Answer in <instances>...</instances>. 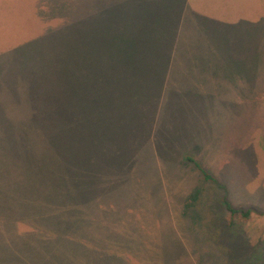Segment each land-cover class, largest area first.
<instances>
[{
	"label": "rangeland",
	"instance_id": "rangeland-1",
	"mask_svg": "<svg viewBox=\"0 0 264 264\" xmlns=\"http://www.w3.org/2000/svg\"><path fill=\"white\" fill-rule=\"evenodd\" d=\"M151 3L0 0V264L225 262L200 227L225 223L218 179L210 187L184 157L220 178L240 155L250 167L256 145L264 154V17L210 21L226 46L255 52L252 70L237 73L244 84L224 91L212 73L160 66L184 60V6L169 54L148 56ZM225 190L252 213L233 218L239 236L219 244L263 251V197ZM192 195L213 199L195 220Z\"/></svg>",
	"mask_w": 264,
	"mask_h": 264
},
{
	"label": "crops",
	"instance_id": "crops-1",
	"mask_svg": "<svg viewBox=\"0 0 264 264\" xmlns=\"http://www.w3.org/2000/svg\"><path fill=\"white\" fill-rule=\"evenodd\" d=\"M148 1H152V3L142 6L144 14L143 16L141 15V17H144L141 22V29L149 21L154 23L155 37L153 38L154 41L151 40L148 44V56L150 55V50L153 49H159V52L155 54L157 56L169 54L165 53V51L170 48L178 32L179 16H177V9L184 6L188 11L184 19L182 34L179 37L183 41L181 44V49L183 50H179L184 57L183 62L177 61L170 56L168 59H163L160 66H172L174 70H182L184 68V70L188 69L189 73L196 71L212 73V80L210 81L224 91L233 87V80L234 82L240 80L237 73L248 71V69L252 70L251 62L255 52L253 50L252 53L248 52L246 47L239 46L233 49L230 46H226V42H230L229 38L224 35L225 33H211L209 31L210 21L234 24L248 20L256 23L264 17V0H241V3H237L234 0L235 2L232 5L228 3V0ZM143 36V39H150L145 37V33ZM156 41L161 43L155 45ZM186 60L188 63H184ZM232 73L234 74L232 75ZM239 82H241L240 86L244 84L242 81ZM209 86H213V84L211 83ZM240 86H237V88ZM251 87L241 88H248L249 90L246 93H249ZM233 93L232 96L236 97L237 92ZM238 93L241 96L245 95L242 90H239ZM255 147V155H253V159L249 164L250 167L243 163V157L240 155L231 164L227 163V167L225 163L222 165L223 177L217 178L215 174L208 172L214 180L218 179L219 186L213 188L211 186L213 183L207 184L214 191H222L221 195L225 196L228 203L225 190L226 184L230 188V192L227 191V195H237L240 199L241 195H261L262 199H264V154L259 151V145ZM226 169L230 172L228 178L233 176L232 180H226ZM248 171H250L249 174L247 173ZM230 206L234 208L232 204ZM249 208L254 209V206Z\"/></svg>",
	"mask_w": 264,
	"mask_h": 264
},
{
	"label": "trees",
	"instance_id": "trees-1",
	"mask_svg": "<svg viewBox=\"0 0 264 264\" xmlns=\"http://www.w3.org/2000/svg\"><path fill=\"white\" fill-rule=\"evenodd\" d=\"M261 146L264 151V133L261 135ZM184 161L191 164L192 167L198 172L201 180L204 183H214L215 180L211 177L210 174H208L205 170H203L200 165L193 160L192 158L185 156ZM193 198V207H188V210L192 213V217L196 218V216H201L203 213L202 207H205L208 205V201L212 200L208 195H204L206 197H203V195H192ZM215 195L213 196V198ZM209 199V200H208ZM219 205L222 207L223 212L225 214L224 216V224L222 227L220 226V221H223L221 218L217 216V218H212L210 220H205L200 222L201 227V235L203 236V239L205 242H207V245L212 247L214 250L218 251L221 255L225 257V262L223 264H264L263 257H264V250L257 251V248L250 251L249 253H245L243 255V252L236 251V247L232 244L228 243L225 248H223L219 242L221 240L222 234L224 235L225 239H236L239 234H237L239 231H233V218L238 217L241 220H247L250 217V214L252 211L250 209H235L230 206V204L226 201V198L224 195H221L217 197ZM208 208H211V210L214 208L213 206L209 205ZM193 210V212L191 211ZM202 213V214H201ZM201 214V215H200ZM199 218V217H198ZM202 220V219H200ZM225 225V226H224ZM224 229V230H223ZM228 230H231V233L228 234ZM230 235V236H228ZM238 256V257H236ZM230 257V258H228Z\"/></svg>",
	"mask_w": 264,
	"mask_h": 264
}]
</instances>
